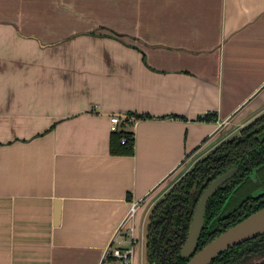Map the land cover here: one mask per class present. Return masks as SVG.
I'll list each match as a JSON object with an SVG mask.
<instances>
[{"label":"crops","instance_id":"0c3cea01","mask_svg":"<svg viewBox=\"0 0 264 264\" xmlns=\"http://www.w3.org/2000/svg\"><path fill=\"white\" fill-rule=\"evenodd\" d=\"M263 114L264 0H0V264H142L153 207Z\"/></svg>","mask_w":264,"mask_h":264},{"label":"trees","instance_id":"16d2710c","mask_svg":"<svg viewBox=\"0 0 264 264\" xmlns=\"http://www.w3.org/2000/svg\"><path fill=\"white\" fill-rule=\"evenodd\" d=\"M90 34L101 36L95 31ZM127 115L138 121L154 118L149 114ZM213 115L207 114L203 119L213 120ZM110 150L113 155H135L134 130L122 124L119 130L113 131ZM233 167L238 168L234 179L209 200L206 228L198 250L264 207V193L259 197L253 196L264 187V114L245 126L239 136L221 143L198 161L153 207L146 228L148 264H188L181 251L187 242L199 201L210 183ZM240 191L247 194L246 198L229 210ZM257 256H264V235L237 245L211 264H243Z\"/></svg>","mask_w":264,"mask_h":264},{"label":"water","instance_id":"95a60500","mask_svg":"<svg viewBox=\"0 0 264 264\" xmlns=\"http://www.w3.org/2000/svg\"><path fill=\"white\" fill-rule=\"evenodd\" d=\"M238 172L237 167L230 168L213 180L205 190L191 223L189 235L181 254L188 264H211L221 254L264 235V207L252 213L238 224L230 227L221 235L205 245L201 250L199 241L206 228V214L209 200L217 191L229 184Z\"/></svg>","mask_w":264,"mask_h":264},{"label":"built area","instance_id":"2783aa9c","mask_svg":"<svg viewBox=\"0 0 264 264\" xmlns=\"http://www.w3.org/2000/svg\"><path fill=\"white\" fill-rule=\"evenodd\" d=\"M138 122L139 121L137 119H135L134 117H128V115H114L111 117V128L112 131H117L120 129L122 124L125 125L126 127H135ZM138 209H139V203L133 202L128 217L123 222L121 228L118 230L117 233L120 232V230L129 220L134 219ZM106 254L107 255L111 254L115 258L124 261L126 263H132L135 257V248L131 247L125 250L121 248H116L113 246V242H112V244H110V246L108 247Z\"/></svg>","mask_w":264,"mask_h":264},{"label":"rangeland","instance_id":"374dc122","mask_svg":"<svg viewBox=\"0 0 264 264\" xmlns=\"http://www.w3.org/2000/svg\"><path fill=\"white\" fill-rule=\"evenodd\" d=\"M75 38V37H74ZM263 178H264V176H263ZM263 181H264V179H263ZM261 186H262V184H261ZM264 191V187H262V188H260L259 190H258V192L257 193H264L263 192ZM257 193L255 194V196L257 195ZM246 195L247 194H245L244 193V191H240V192H238L236 195H235V197H234V199L232 200V203H231V205H230V207H229V210L230 209H233L235 206H237L242 200H244L245 198H246ZM254 196V197H255ZM144 240V241H143ZM142 241H141V243H140V245H142V244H144V242H145V240H146V236H144V239H143ZM143 256H144V258H143V262H142V264H148V262H147V259H146V256H145V252L143 253ZM254 259L252 260V261H254V263H259V262H262V261H264V256H257V257H253Z\"/></svg>","mask_w":264,"mask_h":264},{"label":"flooded vegetation","instance_id":"af4514ba","mask_svg":"<svg viewBox=\"0 0 264 264\" xmlns=\"http://www.w3.org/2000/svg\"><path fill=\"white\" fill-rule=\"evenodd\" d=\"M258 192V191H257ZM257 192H255L254 194H253V196H255V194L257 193ZM264 192V191H263ZM261 194H263V193H261ZM260 193H257V195L255 196V197H259L260 195H261ZM264 261H262V262H259V263H254V261H247V262H244L243 264H262Z\"/></svg>","mask_w":264,"mask_h":264}]
</instances>
